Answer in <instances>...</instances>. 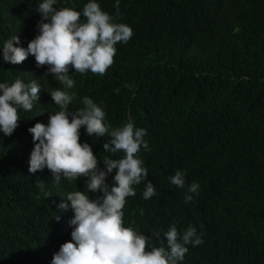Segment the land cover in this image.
I'll list each match as a JSON object with an SVG mask.
<instances>
[{"label":"trees","instance_id":"obj_1","mask_svg":"<svg viewBox=\"0 0 264 264\" xmlns=\"http://www.w3.org/2000/svg\"><path fill=\"white\" fill-rule=\"evenodd\" d=\"M40 2L0 0V47L17 36L14 45L27 48L39 31ZM87 2L57 0L55 7L82 12ZM96 2L133 31L116 45L103 76L70 69L75 83L65 89L44 76L48 66L37 67L31 54L12 64L0 52V83L19 78L41 87L33 110H18L14 132H0V264H50L71 240L73 212L58 205L70 191L87 192L84 177L57 183L47 168L28 172L34 143L27 129L60 110L49 94L56 88L73 94L70 112L83 108L87 96L110 127L131 118L146 130L150 150L141 147L138 156L156 194L145 200L144 184L133 185L136 195L122 211L124 226L149 236V248L160 246L157 230L162 235L175 223L182 234L192 225L203 243L186 245L179 264H264V0H119V18L116 0ZM106 139L80 129V142L91 146L102 169L105 156L123 155L103 151ZM177 170L186 173L185 188L169 182ZM192 182L200 187L186 204Z\"/></svg>","mask_w":264,"mask_h":264},{"label":"clouds","instance_id":"obj_2","mask_svg":"<svg viewBox=\"0 0 264 264\" xmlns=\"http://www.w3.org/2000/svg\"><path fill=\"white\" fill-rule=\"evenodd\" d=\"M56 3L57 0H42L38 4L39 31L26 49L15 46L13 41L18 44L19 38L12 36L4 41L0 52L3 60L12 64L22 63L31 54L37 67L48 66L44 76L52 74L65 89H71L75 82L69 76L70 69L103 76L114 64L116 45L126 44L133 31L127 24L116 22L96 0H88L82 12L73 7L57 8ZM115 16H120L119 0H116ZM40 90L35 80L25 83L17 78L11 84L0 83V132L5 135L14 132L20 121L18 110L32 111ZM115 91L119 93V89ZM49 94L60 110L49 113L47 124L37 121L27 129L34 143L28 172L35 174L47 168L57 183L61 179L84 177L87 190L68 192L58 205L61 210L71 207L73 212L69 221L71 240L60 244L50 264H179L188 252L186 245L203 243L195 226L189 225L181 234L173 223L162 235L160 230L154 233L160 246L149 248V236L124 226L122 210L126 198L136 195L133 185L144 184L145 200L156 194L152 181L147 180L148 169L138 156L141 147L150 150L144 139L146 130L136 127L131 118L123 126L110 127L104 122L105 111L87 96L82 98L83 108L70 112L73 94L59 88ZM82 126L89 136L107 137L102 143L103 151L123 155L105 156L104 168H100L91 146L80 142ZM113 170L114 183L109 185L106 177ZM185 176L184 171L177 170L168 179L171 185L185 188ZM37 186L44 190L42 182ZM199 187L197 182L187 186L186 204L193 201ZM89 191L102 195L90 199Z\"/></svg>","mask_w":264,"mask_h":264}]
</instances>
